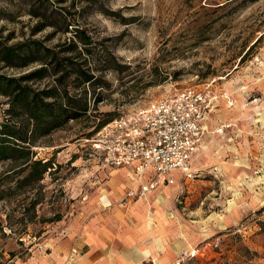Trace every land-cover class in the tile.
Instances as JSON below:
<instances>
[{"label":"rangeland","instance_id":"rangeland-1","mask_svg":"<svg viewBox=\"0 0 264 264\" xmlns=\"http://www.w3.org/2000/svg\"><path fill=\"white\" fill-rule=\"evenodd\" d=\"M98 1L82 12L84 4L69 8L92 41L77 58L88 62L95 79L79 88L88 90V110L35 139L34 158L51 164L31 190L17 188V177L8 178L0 226L21 234L0 238V264H65L71 229L98 206L99 187L111 177L106 169L99 179L90 172L84 140L103 122L165 94L207 84L211 123L194 158L195 175L162 190L178 199L182 217L203 221L202 231L211 234L184 251L198 248L194 257L180 252L175 261L264 264V0ZM0 11V40L7 45L35 40L58 50L55 46L72 36V29L51 35L53 27L32 34L37 18L18 0H0ZM36 67L0 63V74L17 78ZM49 80L26 84L40 90ZM79 89L70 87L69 93ZM5 99L0 96V123L8 118ZM18 164L0 161V181ZM34 196L39 203L32 207ZM225 217L234 226L212 233ZM9 250L16 255L8 261Z\"/></svg>","mask_w":264,"mask_h":264},{"label":"trees","instance_id":"trees-1","mask_svg":"<svg viewBox=\"0 0 264 264\" xmlns=\"http://www.w3.org/2000/svg\"><path fill=\"white\" fill-rule=\"evenodd\" d=\"M8 1L14 2V0ZM18 1L27 7L29 15L37 18L36 23L31 27L32 34L53 27L54 31L51 35L55 31L65 34L72 29V36L58 43L55 46L58 50L45 46L43 41L28 40L7 45L0 40V63L4 67L25 68L32 63L38 64V67L17 78L0 74V96L6 98L4 103L7 108L4 109V113L8 116L0 123V161L19 162L16 167L9 169L4 174V179L0 181L1 184L4 183L2 188L0 184V200L4 199L11 189L8 178L17 177V188L27 187L29 190L42 180L51 163L48 160L34 158L31 146L38 137H44L65 125L70 119H76L86 113L88 102L85 97L88 90L83 88L81 92L79 88L82 84L94 83L95 80L88 62L77 60L81 50L88 51L91 38L84 29H80L75 12L71 13L69 8H75L78 3L84 4L80 10L82 12L86 7L98 4L99 1L70 0L67 6L63 5L67 0ZM14 18L15 16L8 15L10 21ZM48 77L51 80L40 90H35L26 84L29 81ZM70 87L79 89L80 93L70 94ZM105 123L107 122L99 124L92 134ZM38 203V196H34L30 206L35 207ZM10 234L15 236L21 233L6 232L0 226V238ZM7 254L8 261L16 255L11 250ZM2 255L1 253L0 256Z\"/></svg>","mask_w":264,"mask_h":264},{"label":"crops","instance_id":"crops-1","mask_svg":"<svg viewBox=\"0 0 264 264\" xmlns=\"http://www.w3.org/2000/svg\"><path fill=\"white\" fill-rule=\"evenodd\" d=\"M209 87L206 91L211 106L213 99ZM210 123L211 109L208 107L201 143L189 159L193 175L194 158L204 148ZM104 169L110 170V181L99 187L98 206L87 211L86 220L79 221L71 229L65 264H174L180 252L210 237L211 233L202 231L200 223L203 221L182 217L175 205L178 199L162 190L194 176L186 177L182 171L174 170L171 184L160 182L154 189L136 192L133 197L125 199L124 194L130 188L129 171L126 167L94 166L92 174L99 179L98 174L105 173ZM192 212L190 210L189 215ZM225 218L210 228L212 233H221L234 226L233 219Z\"/></svg>","mask_w":264,"mask_h":264},{"label":"built area","instance_id":"built-area-1","mask_svg":"<svg viewBox=\"0 0 264 264\" xmlns=\"http://www.w3.org/2000/svg\"><path fill=\"white\" fill-rule=\"evenodd\" d=\"M208 85L165 94L103 124L84 140L91 151L90 172L94 166L126 167L130 188L125 199L154 189L160 182L171 184L174 170L192 177L189 159L201 143ZM197 251L193 248L182 255L191 258Z\"/></svg>","mask_w":264,"mask_h":264}]
</instances>
